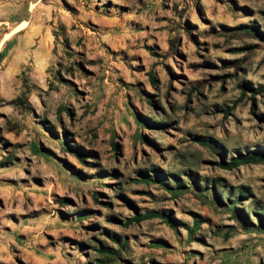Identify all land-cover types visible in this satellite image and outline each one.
<instances>
[{
    "label": "rangeland",
    "instance_id": "374dc122",
    "mask_svg": "<svg viewBox=\"0 0 264 264\" xmlns=\"http://www.w3.org/2000/svg\"><path fill=\"white\" fill-rule=\"evenodd\" d=\"M0 264H264V0H0Z\"/></svg>",
    "mask_w": 264,
    "mask_h": 264
},
{
    "label": "trees",
    "instance_id": "16d2710c",
    "mask_svg": "<svg viewBox=\"0 0 264 264\" xmlns=\"http://www.w3.org/2000/svg\"><path fill=\"white\" fill-rule=\"evenodd\" d=\"M136 218H137L138 221H141L142 219L147 218V217L146 216H142V217H136ZM130 222H132V221H130Z\"/></svg>",
    "mask_w": 264,
    "mask_h": 264
}]
</instances>
